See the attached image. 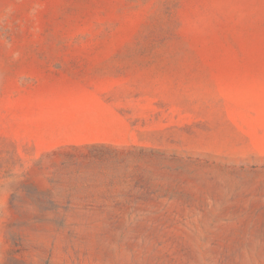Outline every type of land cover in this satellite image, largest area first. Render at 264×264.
Wrapping results in <instances>:
<instances>
[{
	"label": "rangeland",
	"instance_id": "374dc122",
	"mask_svg": "<svg viewBox=\"0 0 264 264\" xmlns=\"http://www.w3.org/2000/svg\"><path fill=\"white\" fill-rule=\"evenodd\" d=\"M0 264H264V0H0Z\"/></svg>",
	"mask_w": 264,
	"mask_h": 264
}]
</instances>
